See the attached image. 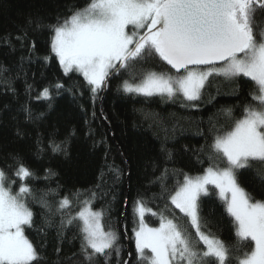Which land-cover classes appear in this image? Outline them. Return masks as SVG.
<instances>
[{
  "label": "trees",
  "instance_id": "16d2710c",
  "mask_svg": "<svg viewBox=\"0 0 264 264\" xmlns=\"http://www.w3.org/2000/svg\"><path fill=\"white\" fill-rule=\"evenodd\" d=\"M88 2L0 0V169L9 180L15 179L16 187L22 182L15 176L19 163L33 173L25 182L36 190L35 199L29 198L34 224L25 227V235L39 251L38 264H81L80 222L61 228L57 207L69 196L73 204L68 211L74 215L80 207L76 197L86 199L92 191L97 193L92 207L103 211L105 230L117 233L120 248L119 257L113 252L107 260L101 257V264H148L136 251V201L143 199L151 208L144 217L150 227L159 226L166 204V215L182 217L170 200L159 198L162 183L171 191L182 181L181 171L191 176L203 173L214 152L210 145L216 130H229L243 117L246 104H258L251 95L257 86L248 77L232 81L210 77L199 101H186L182 95L144 97L122 90L128 74L121 70L106 91L103 87L93 96L80 73H64L51 52L52 32L47 27ZM257 19L264 22V14ZM25 31L27 39L17 40ZM140 66L144 72L170 70L155 55L140 61ZM57 83L64 88L55 89ZM44 87L51 89L50 100L37 98ZM61 142L66 152L54 151L53 144ZM217 156L212 163L224 167L226 158ZM112 165L123 170L119 179L110 171ZM261 167L254 162L253 168L239 170L237 181L254 199L264 201V179L256 174ZM49 190L55 195L47 196L50 207H44L40 194ZM198 203L203 230L235 246L229 264H238L237 257L254 242L236 236L234 218L214 186ZM181 222L187 223L186 218ZM199 246L203 248L202 243Z\"/></svg>",
  "mask_w": 264,
  "mask_h": 264
},
{
  "label": "snow or ice",
  "instance_id": "6c2138e0",
  "mask_svg": "<svg viewBox=\"0 0 264 264\" xmlns=\"http://www.w3.org/2000/svg\"><path fill=\"white\" fill-rule=\"evenodd\" d=\"M258 14H264V0H89L47 26L52 32L51 52L64 73H80L93 96L110 75L121 70L128 74L122 90L144 97L182 95L186 101H199L210 77L229 81L248 77L257 86L251 95L258 104H246L243 117L229 130H216L210 145L214 152L203 173L191 176L181 171L182 181L171 191L162 183L159 198L170 200L182 217L166 215V204L159 213V226L150 227L144 217L151 208L143 199L136 201V251L148 264H229L235 246L203 230L206 225L198 202L209 194L210 185L218 189L227 213L234 218L236 236L254 242V247L237 257L238 264H264V201L254 199L237 181L239 170L253 168L254 162L264 166V22L258 21ZM29 23L43 26L39 21ZM22 39H27V31L17 37ZM154 55L170 70L144 72L140 61ZM53 87L61 90L64 85ZM51 97L50 87H44L37 98ZM230 115L227 109L225 116ZM53 150L66 152L64 142L53 144ZM217 154L226 158L224 167L212 163ZM168 155L171 158V152ZM109 167L117 179L123 174L122 169ZM256 174L264 179V167L257 168ZM32 175L23 163L18 164L17 178L24 181ZM13 182L0 169V264H38L39 251L25 235V227L34 224L29 198L35 199L36 190L22 183L13 193ZM48 195L55 193L40 194L44 207H50ZM85 195L86 199L76 197L80 207L74 215L68 211L73 204L69 196L59 200L57 211L61 228L80 222L81 264H101L100 258L107 260L113 252L119 257L118 236L105 230L103 211L92 207L97 193ZM185 218L187 223H182Z\"/></svg>",
  "mask_w": 264,
  "mask_h": 264
},
{
  "label": "rangeland",
  "instance_id": "374dc122",
  "mask_svg": "<svg viewBox=\"0 0 264 264\" xmlns=\"http://www.w3.org/2000/svg\"><path fill=\"white\" fill-rule=\"evenodd\" d=\"M173 73V72H172ZM174 74V73H173ZM9 181H14L13 183H11V188L12 189H14V186H15V183H16V181H15V179H13V180H9ZM8 183V181H6V184ZM26 184V182H25V180L24 181H22L21 183H19V186L18 187H16V189L15 190H12L13 191V193H15L16 191H18V189H19V187H20V185L21 184ZM218 190V189H217ZM135 206L136 205H134V212H135V217H136V229H138V227H139V216H138V214H137V212L135 211ZM148 212H146L145 213V215L147 214ZM135 244H136V237H135ZM146 254L147 255H150V253L149 252H147V250H146ZM140 258V257H139ZM141 259V258H140ZM148 262V261H147Z\"/></svg>",
  "mask_w": 264,
  "mask_h": 264
},
{
  "label": "water",
  "instance_id": "95a60500",
  "mask_svg": "<svg viewBox=\"0 0 264 264\" xmlns=\"http://www.w3.org/2000/svg\"><path fill=\"white\" fill-rule=\"evenodd\" d=\"M173 71H174V70H173ZM115 74H116V73L110 75V77L108 78L107 83H108V82H109V81L115 76ZM107 83H106V85L104 86L105 91H106Z\"/></svg>",
  "mask_w": 264,
  "mask_h": 264
}]
</instances>
